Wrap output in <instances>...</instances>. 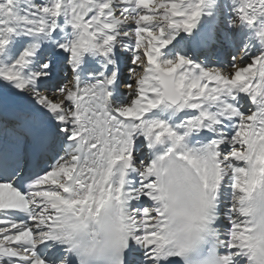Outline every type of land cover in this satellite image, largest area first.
<instances>
[{
  "label": "snow or ice",
  "instance_id": "1",
  "mask_svg": "<svg viewBox=\"0 0 264 264\" xmlns=\"http://www.w3.org/2000/svg\"><path fill=\"white\" fill-rule=\"evenodd\" d=\"M210 2L0 0V54L14 38H29L10 62L0 60V264H87L94 256L188 264L208 244L205 264H217V250L223 264L251 259L246 211L233 197L264 178V0H232L230 23L250 30L252 50L245 44L239 61L232 57L231 72L160 59ZM117 45L132 53L118 100L109 91L114 72L83 87L61 75L75 73L85 53L109 57ZM162 105L183 120L172 127L148 118ZM198 131L211 138L189 146L186 137ZM174 148L203 187L183 213L179 243L163 234L157 168ZM107 200L119 205L115 231L100 222Z\"/></svg>",
  "mask_w": 264,
  "mask_h": 264
},
{
  "label": "bare ground",
  "instance_id": "2",
  "mask_svg": "<svg viewBox=\"0 0 264 264\" xmlns=\"http://www.w3.org/2000/svg\"><path fill=\"white\" fill-rule=\"evenodd\" d=\"M233 7L232 0H211L210 3H206L203 7L201 16L192 31L190 33L178 31L169 44L161 49L160 59L168 60L174 59L176 56H182L201 67H222V70L231 72L232 69L227 67V65L232 62V56L224 59L225 55L223 58L220 57V55H216V50L220 53L223 52L228 54L229 56L238 48L237 62L243 55L241 48L244 47L245 44L250 45L249 51L252 50L250 30L244 26H234L230 23L234 17ZM144 11L145 13L148 12L147 9ZM132 27L134 28V25H132ZM26 39L29 38H14L10 42L8 49H6L3 54H0V60H3L5 63L10 62L13 53L18 55L17 49L19 42ZM213 48H215V50H213ZM194 52L197 56L196 59H194L193 56ZM131 56V52L127 51L125 48L119 47V45L114 48L113 53L109 57L85 53L79 66L83 65L90 67L91 71L89 74L96 78L92 82L80 84V86L83 87L95 83L98 80L111 76L113 72L116 74V79H119L125 84L128 82L127 76L129 75V68L131 67V63L128 64V61L131 60ZM109 59L112 61L111 64L108 63ZM95 67H100V69L94 70ZM126 74L128 75L126 76ZM61 75L67 77L68 81H72V75L75 76L70 69H65ZM122 79H124V81ZM109 91L112 93L111 98L113 100H118L126 89L124 85H119L116 87H109ZM148 118L162 119L168 123L169 126L175 127L184 117L182 113L174 112L172 109L166 108L162 105L153 110L152 113H149ZM224 127L227 128L228 126L224 125ZM192 135L196 136V140L201 141L200 144L206 143L207 140L211 138L210 133L198 131L190 133L189 136L186 137V143ZM188 145L192 147L197 146V144ZM145 151L148 152L149 150L145 148ZM228 206L230 207V203Z\"/></svg>",
  "mask_w": 264,
  "mask_h": 264
},
{
  "label": "clouds",
  "instance_id": "3",
  "mask_svg": "<svg viewBox=\"0 0 264 264\" xmlns=\"http://www.w3.org/2000/svg\"><path fill=\"white\" fill-rule=\"evenodd\" d=\"M143 73H135V78H142ZM172 86L171 84L168 85ZM174 148L173 154L157 161V168L161 170L162 195L166 205L167 226L164 235L170 240L175 239L179 243L185 235V220L183 213L197 206L203 194L200 174L195 165L177 159L175 152L182 151ZM233 199L246 211V222L250 229L248 232L247 256L251 259L246 264H264V178H257L247 193L234 195ZM100 222L104 227L115 231L122 221L120 219L119 205L112 200L103 203L100 210ZM123 223H126L124 221ZM202 250L189 257L188 264H205L210 256L211 244L201 246ZM222 253H215L217 264H223ZM182 264H185L181 258ZM87 264H108L103 257H91Z\"/></svg>",
  "mask_w": 264,
  "mask_h": 264
},
{
  "label": "rangeland",
  "instance_id": "4",
  "mask_svg": "<svg viewBox=\"0 0 264 264\" xmlns=\"http://www.w3.org/2000/svg\"><path fill=\"white\" fill-rule=\"evenodd\" d=\"M183 49H184V48H183ZM238 52H239V50H235V51H233V53H232L231 56H232V57H233V56H236V59H238ZM130 63H131V60L128 61V64H130ZM121 71H122V70H121ZM127 75H128V74H126V76H127ZM128 76H129V75H128ZM128 76H127V78H128ZM123 78H124V77H123ZM122 80L124 81V79H122ZM120 85L123 86L124 83L120 81Z\"/></svg>",
  "mask_w": 264,
  "mask_h": 264
}]
</instances>
